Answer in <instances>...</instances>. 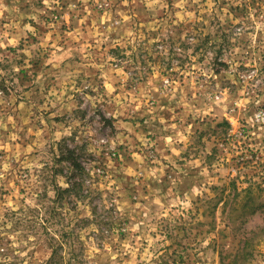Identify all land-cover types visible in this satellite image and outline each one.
<instances>
[{"label": "rangeland", "instance_id": "obj_1", "mask_svg": "<svg viewBox=\"0 0 264 264\" xmlns=\"http://www.w3.org/2000/svg\"><path fill=\"white\" fill-rule=\"evenodd\" d=\"M0 264H264V0H0Z\"/></svg>", "mask_w": 264, "mask_h": 264}, {"label": "trees", "instance_id": "obj_2", "mask_svg": "<svg viewBox=\"0 0 264 264\" xmlns=\"http://www.w3.org/2000/svg\"><path fill=\"white\" fill-rule=\"evenodd\" d=\"M76 177H78L76 175ZM71 189L68 188L64 191H66V193H69V195H73V197L75 199H82L84 196L82 194L83 192V188H84V182L82 181L81 177H78V182H74L70 185ZM56 253V252H55ZM53 255H54V251H53ZM49 262H53V259H50Z\"/></svg>", "mask_w": 264, "mask_h": 264}]
</instances>
